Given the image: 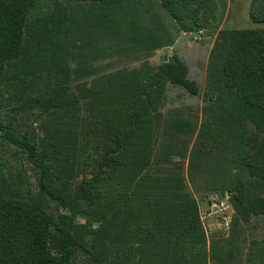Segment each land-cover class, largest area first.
<instances>
[{
    "label": "trees",
    "instance_id": "trees-1",
    "mask_svg": "<svg viewBox=\"0 0 264 264\" xmlns=\"http://www.w3.org/2000/svg\"><path fill=\"white\" fill-rule=\"evenodd\" d=\"M83 1L98 6V17L88 11L81 22L62 11L31 23L41 0H0V89L12 70L48 112L43 138L20 137L0 119V137L23 149L40 174L36 195L21 196L18 184L0 194V264H75L79 255L88 264H264V238L245 255L231 244L235 230L223 243L209 242L184 177L154 170L167 85L201 95L182 61L83 74L67 92L79 73L69 65L77 48L85 61L98 53L100 32L145 37L124 0ZM160 1L184 32L208 28L218 16L217 0ZM250 17L264 24V0H253ZM207 80L202 96L213 116L201 125L191 159L214 160L235 229L264 215V28L221 31ZM79 216L86 222L77 223Z\"/></svg>",
    "mask_w": 264,
    "mask_h": 264
},
{
    "label": "rangeland",
    "instance_id": "rangeland-1",
    "mask_svg": "<svg viewBox=\"0 0 264 264\" xmlns=\"http://www.w3.org/2000/svg\"><path fill=\"white\" fill-rule=\"evenodd\" d=\"M253 0H217L219 11L216 20L205 29L184 32L163 8L160 0H124L126 5L143 26L144 38L130 39L100 32L96 36L98 53L83 61L80 49L70 60L72 70H79L72 76L68 93L75 90L83 74L95 78L120 70L141 68L145 63L154 67L166 61L180 60L188 67L189 79L195 81L201 90L200 96H193L183 87L168 84L164 103L157 116L158 133L155 147V172H175L184 177L186 190L197 201L201 219L209 242L227 241L234 232L232 246L245 255L253 241L264 238V215L254 216L248 222L242 221L233 227L234 210L228 195L216 189L218 185L212 175L215 164L210 157L203 163L191 159V152L197 141L201 125L212 119V103L205 102L202 93L207 89V68L210 56L221 31L264 28V24L253 22L250 8ZM66 11L76 13V19L88 14L91 18L100 11L98 6L83 0H41L39 8L30 12L28 21L33 23L54 13ZM74 15V14H73ZM95 20V19H94ZM82 22V20H81ZM89 23H91L89 21ZM94 26V25H93ZM94 30H97L94 27ZM140 31L139 29L136 32ZM103 34V35H102ZM159 46H156V45ZM78 68V69H77ZM83 69L84 71L80 72ZM12 71V70H11ZM9 72L0 89V119L4 124L23 137L26 134L43 138L48 119L42 104L34 98L35 89L26 85L23 77ZM52 109L49 110V114ZM39 170L33 165L27 153L0 137V194H8L18 184L21 196L29 198L38 192ZM225 203V206H222ZM50 207L55 204L50 202ZM84 216L76 218L85 223ZM97 227V224H95ZM245 260V258L243 259ZM245 262V261H244ZM243 262V263H244ZM75 264H88L87 257L79 255ZM209 264H216L210 262Z\"/></svg>",
    "mask_w": 264,
    "mask_h": 264
},
{
    "label": "built area",
    "instance_id": "built-area-1",
    "mask_svg": "<svg viewBox=\"0 0 264 264\" xmlns=\"http://www.w3.org/2000/svg\"><path fill=\"white\" fill-rule=\"evenodd\" d=\"M229 197V196H228ZM222 206L224 207L225 206V203H222Z\"/></svg>",
    "mask_w": 264,
    "mask_h": 264
}]
</instances>
